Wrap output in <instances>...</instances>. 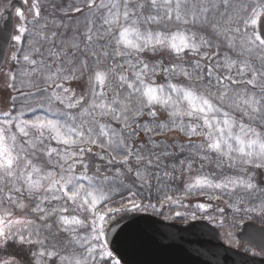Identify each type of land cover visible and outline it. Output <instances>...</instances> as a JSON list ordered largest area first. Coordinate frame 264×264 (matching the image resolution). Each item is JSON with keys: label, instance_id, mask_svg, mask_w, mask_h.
<instances>
[{"label": "snow or ice", "instance_id": "obj_1", "mask_svg": "<svg viewBox=\"0 0 264 264\" xmlns=\"http://www.w3.org/2000/svg\"><path fill=\"white\" fill-rule=\"evenodd\" d=\"M6 2L0 264H128L122 249L147 246L226 264L195 223L223 225L197 214L209 204L172 211L189 207L169 194L181 180L185 196L228 195V248L264 255V0H31L15 23ZM173 130L188 140L154 139Z\"/></svg>", "mask_w": 264, "mask_h": 264}, {"label": "rangeland", "instance_id": "obj_2", "mask_svg": "<svg viewBox=\"0 0 264 264\" xmlns=\"http://www.w3.org/2000/svg\"><path fill=\"white\" fill-rule=\"evenodd\" d=\"M24 2H25V0H24ZM30 5H31V0H27V2H25L24 13H25V16L28 19H31V13L29 12ZM145 58L147 60H149V61H161L165 65L169 64L170 62H172V58L166 52L165 53H158L155 56H153L151 53H146L145 54ZM15 67H16V65L14 64V62H12L10 60V52H9V57H8V61L6 63V66L4 67V70L2 71V73H0L1 74V78H0L1 89H0V91L6 95L4 100H0V111H5V110L9 109L12 106L11 97L14 96V95H17L16 92H13V90L11 88L7 87V84L9 83L8 74L10 72H12L15 69ZM156 80H157V83H164L165 82V77H164L163 73H158L157 76H156ZM79 90L80 89H78V91ZM16 107H17V110H20V104H17ZM25 111H26V118H32L31 114L28 113L26 109H25ZM37 114L39 115V114H42V113L38 111ZM162 114H163V117L161 118V120L166 119L167 118V113H163L162 112ZM142 135L143 134H141V137H142ZM154 139L163 140V141H166L167 143H172L174 140L177 143H185L188 140V137H185L182 133H180L177 130H173V131L165 132V133H163L161 135L155 136ZM193 139L198 141L200 138L194 137ZM53 146H55L54 143H53ZM95 150L96 149L94 148V151ZM173 150L175 151L176 149H173ZM93 163L95 164V163H101V162L98 161V160H94ZM195 167L198 168L199 167V163H197L195 165ZM204 171H206V172H217V173L220 171L219 169L216 168V164H215V159L214 158H213V160L211 162H208V163L205 164ZM225 171H227V169H225ZM257 171H258V173L261 176H264V169H260V170H257ZM184 181L185 180L178 181L174 185V187L177 189V191L169 193V194H173L174 193L175 196L183 197L182 203L185 204V205H189V207L186 209V208H183V207H175L174 206L172 208V211H193L194 210L191 207L193 205L191 203H189V201H184V199L187 196H192V195H195V194H198V193L193 192V193L188 194V195L185 196V194H184V184H183ZM203 195L206 197L205 200H208V204L210 205V207L207 208V210H206L207 212L205 211L206 214H202L198 210H197V214L198 215L209 216V217H214V218L217 219V221L221 217L223 218V225H220L219 223H213V224H214V226H216L221 231V236H222L223 241H225V243H227V234L228 233H232L235 238H238L237 237L238 228H237V226L235 225V223H234V221L232 219V217L234 215L233 210L230 207H228V204L226 203L227 201H229V196L226 195V194L225 195H221L219 193H211L212 196H219L220 198L219 199H209V195H210L209 193L205 192V194H203ZM221 208L224 209L223 213L218 211ZM164 210H165V212H168L169 209L167 207H165ZM54 220H55V218L53 217V219L50 220L49 223H54ZM205 221H208V220H205ZM53 231H55V228H53ZM56 240L60 244H64L66 242V240H67L66 234H64V233L58 234L56 236ZM13 251H14L13 249H8V254H11ZM248 254H251V253H248ZM0 257H5L6 258V254L4 252H0Z\"/></svg>", "mask_w": 264, "mask_h": 264}, {"label": "water", "instance_id": "obj_3", "mask_svg": "<svg viewBox=\"0 0 264 264\" xmlns=\"http://www.w3.org/2000/svg\"><path fill=\"white\" fill-rule=\"evenodd\" d=\"M15 2L19 3V0H12L11 6ZM6 52V49L0 48V68L5 59ZM195 223L200 225L199 232L202 234L201 238L207 242L208 247L222 254L226 251V264H264L263 256L243 254L242 251L237 254L234 249L228 248V245L221 241L218 228L208 221L201 219ZM177 227H184V225L177 222ZM121 254L128 264H198L195 255L182 251L179 248L160 249L156 246H147L135 251L122 249Z\"/></svg>", "mask_w": 264, "mask_h": 264}, {"label": "trees", "instance_id": "obj_4", "mask_svg": "<svg viewBox=\"0 0 264 264\" xmlns=\"http://www.w3.org/2000/svg\"><path fill=\"white\" fill-rule=\"evenodd\" d=\"M0 89H1V86H0ZM6 97V95L4 93H2L0 91V100H4ZM163 117V114L161 113L160 114V117L159 119H161ZM186 181L183 182V184H185ZM182 184V185H183ZM170 195H173L175 196V194H170ZM206 197L204 195H200V194H195V195H192V196H187L184 201H189V203H191L192 205H195L197 203H205V204H208V200H205ZM207 212V211H206ZM202 214H206L205 212H203ZM209 214V213H208Z\"/></svg>", "mask_w": 264, "mask_h": 264}, {"label": "flooded vegetation", "instance_id": "obj_5", "mask_svg": "<svg viewBox=\"0 0 264 264\" xmlns=\"http://www.w3.org/2000/svg\"><path fill=\"white\" fill-rule=\"evenodd\" d=\"M11 1H12V0H11ZM0 6L7 7V2H6V0H0ZM17 7L22 8V10L24 11V10H25V2H24V0H19V3H16V2H15V3L13 4V6H11V11H12V13H13V16H12L13 23L16 22V17H15L14 12H15V8H17ZM9 52H10V51H7L6 58H5V61H4L3 65H2V68H1V70H0V73H2V71L4 70V67L6 66V63H7V61H8V57H9ZM0 78H1V74H0Z\"/></svg>", "mask_w": 264, "mask_h": 264}]
</instances>
